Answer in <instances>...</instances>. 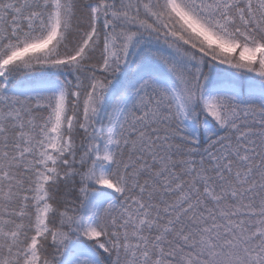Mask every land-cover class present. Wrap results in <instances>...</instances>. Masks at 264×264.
Instances as JSON below:
<instances>
[{
	"label": "snow or ice",
	"instance_id": "obj_1",
	"mask_svg": "<svg viewBox=\"0 0 264 264\" xmlns=\"http://www.w3.org/2000/svg\"><path fill=\"white\" fill-rule=\"evenodd\" d=\"M0 264H264V0H0Z\"/></svg>",
	"mask_w": 264,
	"mask_h": 264
}]
</instances>
